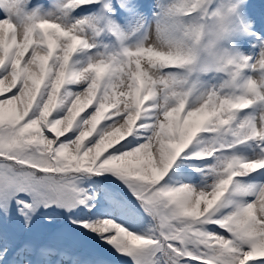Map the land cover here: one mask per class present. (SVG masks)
Returning <instances> with one entry per match:
<instances>
[{
	"label": "snow or ice",
	"instance_id": "6c2138e0",
	"mask_svg": "<svg viewBox=\"0 0 264 264\" xmlns=\"http://www.w3.org/2000/svg\"><path fill=\"white\" fill-rule=\"evenodd\" d=\"M0 264H264V12L0 0Z\"/></svg>",
	"mask_w": 264,
	"mask_h": 264
},
{
	"label": "rangeland",
	"instance_id": "374dc122",
	"mask_svg": "<svg viewBox=\"0 0 264 264\" xmlns=\"http://www.w3.org/2000/svg\"><path fill=\"white\" fill-rule=\"evenodd\" d=\"M250 7L257 13L264 12V0H250Z\"/></svg>",
	"mask_w": 264,
	"mask_h": 264
}]
</instances>
